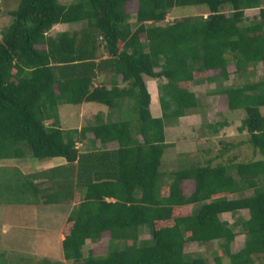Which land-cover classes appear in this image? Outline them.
<instances>
[{
	"label": "trees",
	"instance_id": "obj_1",
	"mask_svg": "<svg viewBox=\"0 0 264 264\" xmlns=\"http://www.w3.org/2000/svg\"><path fill=\"white\" fill-rule=\"evenodd\" d=\"M200 4L205 16L162 22L174 7ZM7 14L10 22L0 29V158L64 163L28 173L0 165V204L69 205L77 191L60 241L62 258L72 264H221L215 253L208 261L201 251L185 252L213 241L227 264H261L264 71L256 81L211 91L225 98L226 110L244 111L237 128L248 133L257 159L236 163L234 173L223 163L167 173L159 166L170 146L165 122L202 106L192 83L220 84L230 72L243 76L264 65V0H18ZM70 23L82 25L48 34ZM154 95L157 117L149 110ZM90 101L110 111L127 104L116 107L118 120L60 126L59 103ZM243 189L252 191L242 195ZM241 209L247 217L235 232L237 221L219 215ZM145 226L148 237L141 238ZM238 234L242 242L233 249ZM85 242H104L103 251L90 246L83 254Z\"/></svg>",
	"mask_w": 264,
	"mask_h": 264
},
{
	"label": "rangeland",
	"instance_id": "obj_2",
	"mask_svg": "<svg viewBox=\"0 0 264 264\" xmlns=\"http://www.w3.org/2000/svg\"><path fill=\"white\" fill-rule=\"evenodd\" d=\"M60 1L62 3H67L69 0ZM17 2L18 0H0V29L10 22L7 11L15 8ZM204 9H206L204 4L174 7L168 10L162 22L166 23L174 18L193 16L202 12ZM127 10L133 13L134 6L128 3ZM256 12L257 9H252L248 10L246 14H253ZM202 14L205 16V13L202 12ZM80 25L82 24H58L55 25L48 34L53 35L56 31L72 30L78 28ZM229 68L231 67L229 66ZM263 71L264 65L258 62L248 74L246 73L240 76L230 72L228 79L221 81L220 84L205 82L204 79L196 84L193 83L190 89L199 97V105H202L196 112L199 114V123L195 121V123L191 125L187 124L184 125L185 127H179L175 126V124H171L173 121L165 122L164 133L170 142H188L189 147H193V142L196 143L198 138L197 145L199 147H193L191 151L189 148H180L179 146L181 144H178L175 148H165L161 157L159 170L167 173L187 168L193 164L208 163L210 165H215L217 163H223L228 172L234 173L236 163L257 159L259 157L258 153L253 152L252 147L247 142L248 133L245 130L239 131L237 128L240 124V120L244 116V111L242 109L232 111L226 110L224 105L225 98L217 96L211 91L214 87L229 85L232 81H236L237 83L256 81ZM96 104L95 102H88V104L81 107L80 104L59 103L57 105L59 124L62 128H73L76 126L77 122H79V124L81 123L80 111L82 115L84 112L85 117H88L93 113V110L96 109H99L101 113H106L107 109V111H109L108 116L111 115L113 118L114 116L116 117V114L121 112L118 108H124L127 103L120 102L119 105L116 104L112 112L105 106ZM116 107L118 108L116 109ZM259 109L261 113L264 114V106H260ZM89 111L92 112L90 113ZM190 113L193 114L194 112H189L187 114ZM131 114L135 116L133 111H131ZM192 118L193 117L189 116L185 120ZM208 123H214L213 126H215L216 129L203 127V124ZM82 124H86V119L82 121L81 125ZM87 135L91 136L90 133H87ZM199 141H207V143H201ZM75 145L81 150L89 149V144H87V142H75ZM110 146H112V144L108 143V147ZM59 159L62 158L59 157ZM50 162L53 163L52 157L43 159L28 158L27 156L23 158H0L1 166H17L23 173L44 169ZM41 186H45V184ZM187 189H189V187ZM251 191L252 189H243L240 191V194L249 195ZM78 197L79 194L76 191L74 193V199L69 205L64 203L28 204L18 201L0 204V262L2 264H72L71 261L62 258L59 238L60 236L63 238L61 227L73 203L77 202ZM236 229L240 230V226H237ZM141 232L139 237H148L147 226H145ZM238 242L241 243V238H238L234 245H232L234 249L238 248ZM90 246L94 247L95 253H100L103 251L102 247L104 246V242H85L82 247V253L85 254ZM189 249H191V251H189ZM194 249L195 251H201L208 261H212L211 257L215 253L221 257V264H227V258L223 255L224 252L222 248L218 246L217 242L213 241L208 243L202 250L193 245L188 246L185 247V252L187 255H191ZM261 264H264V259Z\"/></svg>",
	"mask_w": 264,
	"mask_h": 264
},
{
	"label": "crops",
	"instance_id": "obj_3",
	"mask_svg": "<svg viewBox=\"0 0 264 264\" xmlns=\"http://www.w3.org/2000/svg\"><path fill=\"white\" fill-rule=\"evenodd\" d=\"M105 82H106V80H105ZM107 85H108V83H109V81L107 80ZM193 84V83H192ZM191 84V85H192ZM196 84V83H195ZM190 85V86H191ZM191 90V89H190ZM192 91V90H191ZM91 102V101H90ZM96 103V102H95ZM80 105H81V107L82 106H85V104H88V102H81V103H79ZM96 105H99V106H104V105H102V104H99V103H97ZM92 110V109H91ZM149 110H150V113H151V115L153 116V117H157V116H159L160 115V110H159V106H158V103H157V101H156V99H155V95L152 97V99L150 100V103H149ZM82 111H83V109H82ZM90 112V111H89ZM92 112V111H91ZM90 112V113H91ZM110 112H112V111H110ZM90 113H88V114H90ZM108 113H109V111H107V109H106V113H101V111H99V109H96V110H93V113H91L88 117H85V114H84V112H83V115H82V113H81V111L79 112V115H80V119H81V123H82V121L84 120V119H86V123H89V122H92V121H96V120H118L119 119V117H118V114H116V117L114 116L113 118H112V116L110 115V116H108ZM106 114V115H105ZM193 117L192 119H189V120H185L186 118H188V117ZM84 118V119H83ZM197 118V119H196ZM195 121H196V123H199V114L198 113H193V114H186V115H184V116H181V117H179L178 119H176L175 121H173L171 124H175V126H179V127H181V126H183V127H185L184 125H187V124H189V125H191V124H193V123H195ZM81 123L79 124V122H77V124H76V126H74L73 128H79V127H81L82 125H81ZM203 125H205V124H203ZM61 126V125H60ZM62 127V126H61ZM204 127V126H203ZM208 139V138H207ZM165 140H166V142H168V143H170V148H175V147H177V145L178 144H181L179 147L180 148H182V149H190V151L192 150V148L193 147H199L198 145H197V141H198V138H197V141H196V143L195 142H193V147H189V144H188V142H185V143H180V142H177V141H173V142H170L167 138H166V136H165ZM199 142H201V143H207V141H199ZM208 143H209V141H208ZM169 147H167V148H169ZM86 150V149H85ZM163 155V154H162ZM174 155H175V152H174ZM61 158V157H60ZM163 159H164V157H163ZM52 160H53V163L52 162H50V164H48L47 165V167H51V166H54V165H59V164H63L64 163V160L63 159H59V157H52ZM46 168V167H45ZM233 196H235V194H227V197L228 198H232ZM219 217H220V219H225L227 222H228V224H230V225H232L233 223H234V221L236 220L237 221V224L236 225H234V227H233V230L235 231V232H239L240 230L239 229H236V227L238 226L239 227V225H238V219L239 218H246L247 217V210H245V209H241V210H238L235 214H230V213H228V212H224V213H221L220 215H219ZM236 229V230H235ZM60 235H62V234H60ZM242 235L241 234H238V235H236L235 236V238H234V240L232 241V243H231V245H234V243L236 242V240H238V238H241V242H242ZM61 239H62V237L60 236V238H59V241H61ZM240 244L241 243H237V246L239 247L240 246ZM234 249V248H233ZM237 249V248H236ZM224 255V254H223ZM219 256V255H218ZM220 257V256H219ZM220 259H221V257H220Z\"/></svg>",
	"mask_w": 264,
	"mask_h": 264
},
{
	"label": "built area",
	"instance_id": "obj_4",
	"mask_svg": "<svg viewBox=\"0 0 264 264\" xmlns=\"http://www.w3.org/2000/svg\"><path fill=\"white\" fill-rule=\"evenodd\" d=\"M77 146V145H76Z\"/></svg>",
	"mask_w": 264,
	"mask_h": 264
}]
</instances>
